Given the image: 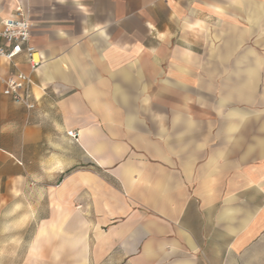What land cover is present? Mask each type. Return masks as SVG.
<instances>
[{"label": "crops", "instance_id": "0c3cea01", "mask_svg": "<svg viewBox=\"0 0 264 264\" xmlns=\"http://www.w3.org/2000/svg\"><path fill=\"white\" fill-rule=\"evenodd\" d=\"M18 3L39 65L0 71L36 106L0 95V204L35 223L28 257L264 264V120L233 105L264 95V0H0V20ZM195 83L220 86L215 122Z\"/></svg>", "mask_w": 264, "mask_h": 264}, {"label": "rangeland", "instance_id": "374dc122", "mask_svg": "<svg viewBox=\"0 0 264 264\" xmlns=\"http://www.w3.org/2000/svg\"><path fill=\"white\" fill-rule=\"evenodd\" d=\"M263 48L257 47L259 55L264 53ZM219 87L218 84L198 85L195 83L188 85L189 90H192V110L197 114L203 110H210V121L213 122L217 120L213 114H215L214 109H216ZM254 95L255 99L252 102L242 100L233 105L239 108L253 109L257 114V120H264V95L261 85L256 88ZM169 103L168 98H163L160 108L169 110ZM21 217L23 214L15 213L12 205L0 204V264H60V260L57 259L60 258L59 255H56L54 259L47 258L49 254L50 256L54 253L60 254V245L42 246L44 256L40 254L28 257L30 243L37 228L34 222L21 220ZM20 225L22 227H19Z\"/></svg>", "mask_w": 264, "mask_h": 264}, {"label": "built area", "instance_id": "2783aa9c", "mask_svg": "<svg viewBox=\"0 0 264 264\" xmlns=\"http://www.w3.org/2000/svg\"><path fill=\"white\" fill-rule=\"evenodd\" d=\"M31 22L22 6L18 3L14 13L0 20V60L13 63L15 56L24 54L28 59L30 70L33 72L39 65L36 60V48L30 42ZM34 81L31 75L17 71L5 76L0 71V95L8 98L14 104L20 105L27 111L36 106L32 92ZM68 134L76 137L69 131Z\"/></svg>", "mask_w": 264, "mask_h": 264}]
</instances>
